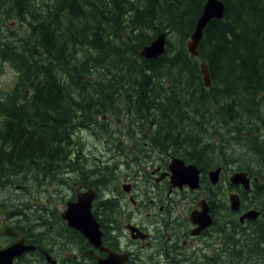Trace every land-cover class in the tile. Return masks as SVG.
Listing matches in <instances>:
<instances>
[{
    "label": "trees",
    "instance_id": "obj_1",
    "mask_svg": "<svg viewBox=\"0 0 264 264\" xmlns=\"http://www.w3.org/2000/svg\"><path fill=\"white\" fill-rule=\"evenodd\" d=\"M223 1L224 18L208 24L194 56L187 43L206 0H0V63L18 74L0 96V185L27 167L62 173L76 159V130L129 152L137 148L119 137L127 124L142 146L205 158L222 128L219 142L260 177L252 204L263 218L250 242L238 239L236 261L264 264V0ZM165 31V52L141 56ZM124 109L119 133L107 131Z\"/></svg>",
    "mask_w": 264,
    "mask_h": 264
},
{
    "label": "flooded vegetation",
    "instance_id": "obj_2",
    "mask_svg": "<svg viewBox=\"0 0 264 264\" xmlns=\"http://www.w3.org/2000/svg\"><path fill=\"white\" fill-rule=\"evenodd\" d=\"M90 131L82 130V137ZM75 133L79 139L78 130ZM131 134L124 141L128 148H137L133 151L103 147L96 159L71 161L62 173L47 175L43 168L27 167L6 175L5 188H0V229L7 224L20 233H0V251L18 241L34 246L14 258V264H48L46 253L58 264L109 259L112 264H237L238 239L240 245L250 242L244 240L254 235L258 224L240 219L247 210L258 208L252 204L253 180L248 191L243 185L233 186L230 177L236 167L214 183L210 161L199 158L198 185L175 183L173 159H182L186 166L198 158L173 149L156 152ZM8 177L17 185L11 186ZM232 193L240 195L239 211L231 207ZM87 194L94 195L91 213L101 231L98 242L64 216L70 204ZM193 214H205L204 227Z\"/></svg>",
    "mask_w": 264,
    "mask_h": 264
},
{
    "label": "water",
    "instance_id": "obj_3",
    "mask_svg": "<svg viewBox=\"0 0 264 264\" xmlns=\"http://www.w3.org/2000/svg\"><path fill=\"white\" fill-rule=\"evenodd\" d=\"M225 6L224 3L220 0H208L204 6L203 13L201 14L196 31L193 33L189 43L188 48L193 55H198V45L203 37V27L206 23L210 22L214 18H222L224 16ZM166 40L167 35L165 33H161L158 35L150 44L146 45L141 54L146 58L158 57L165 52L166 49ZM201 71L205 78L206 85L211 86V76L210 70L206 63H202ZM175 163H172V170L174 175L175 183H189L191 185H198L199 183V169L195 164L184 165V161L182 159H174ZM221 168H217L210 172V176L213 177L214 182H218L219 173ZM258 180V178H256ZM231 181L235 185L243 184L246 189L250 187L251 177L247 171H238L235 172L231 176ZM94 195L87 194L79 197V201L74 204H70L68 211L65 213V218L70 221L71 224L74 223L80 230L85 233L88 237H90L94 242H98L101 236V231L99 229V225L95 218L91 213V202ZM240 197L237 193H233L231 195V206L235 210H239L240 208ZM260 215V211L257 209H251L244 213L240 219L244 221L246 218L248 219H256ZM199 214H193V219L196 222L200 223V228L204 227L205 222L204 219L205 214L200 216ZM86 231V232H85ZM0 233L9 234V235H19V230L8 226L7 224H3L0 229ZM34 246L32 245H24L22 241H18L8 248L0 251V264H13V260L16 257L22 256L25 252L33 250ZM112 259L108 261L100 260L99 264H112ZM51 264H56L55 261H51Z\"/></svg>",
    "mask_w": 264,
    "mask_h": 264
},
{
    "label": "rangeland",
    "instance_id": "obj_4",
    "mask_svg": "<svg viewBox=\"0 0 264 264\" xmlns=\"http://www.w3.org/2000/svg\"><path fill=\"white\" fill-rule=\"evenodd\" d=\"M17 76H18V74H17L16 70L14 68H12L9 64H7V63L1 64L0 63V96L3 95L4 92L10 90L11 86L13 85L15 80L17 79ZM121 101L123 103L125 102L122 99H121ZM121 104L122 103H120V105ZM117 114H118V118H116V120L118 123L126 122L127 115L125 113V109H124V112L122 113V115H121V112H119ZM75 139H76V143H75L76 147H74V150L72 149L73 154H75V158H76L75 161H82L84 159V158L78 159L79 156L85 157L89 160L96 159L97 158L96 156H98V154L101 153L103 147L105 150L107 149V146H106L105 142L102 140V138H98L93 131L87 132L86 137H84L86 151L78 150V146H77L78 136L77 135H76ZM244 153H245V151L242 150L241 154H244ZM244 156H248V155H244ZM248 158H250V157H248ZM1 187L5 188V184L0 185V188Z\"/></svg>",
    "mask_w": 264,
    "mask_h": 264
},
{
    "label": "bare ground",
    "instance_id": "obj_5",
    "mask_svg": "<svg viewBox=\"0 0 264 264\" xmlns=\"http://www.w3.org/2000/svg\"><path fill=\"white\" fill-rule=\"evenodd\" d=\"M207 1V0H206ZM210 22H208V23H206L205 25H204V27H203V29H202V31H203V33H204V31H205V29H206V27L208 26V24H209ZM197 25H198V22H197ZM197 25H196V28H197ZM196 28H195V30H194V32L196 31ZM193 32V33H194ZM161 33H165L166 35H167V37H168V33L165 31V32H161ZM141 54V53H140ZM141 56H143L142 54H141ZM161 56V55H160ZM144 57V56H143ZM159 57V56H158ZM144 58H146V57H144ZM152 58H157V57H152ZM146 59H151V58H146ZM205 79V78H204ZM205 84H206V81H205ZM211 85H212V81H211ZM207 86V85H206ZM208 87V86H207ZM210 87V86H209ZM186 114V113H185ZM75 137H76V134H75ZM143 154V153H142ZM176 159H178V158H176ZM172 163H175L174 162V159H173V161H172ZM33 169V168H32ZM91 171V170H90ZM95 175V174H94ZM206 176V175H205ZM24 177V176H23ZM2 178V177H1ZM5 178V177H4ZM212 179H213V177H211ZM13 179V178H12ZM15 179V178H14ZM204 180H206V179H204ZM8 181H10V180H8ZM14 181V180H13ZM94 181V180H93ZM213 181V180H212ZM16 182V181H15ZM214 182V181H213ZM11 183V182H10ZM214 183H217V182H214ZM14 184V183H13ZM40 185V184H39ZM192 186H194V185H192ZM229 188H230V186H229ZM251 188V187H250ZM255 188V187H254ZM252 197H254L253 195H252ZM263 218V217H262ZM262 218H260V219H262ZM239 249V248H238ZM38 254V253H37ZM250 259V258H249ZM248 259V260H249ZM260 261V260H259ZM261 263H262V261H261Z\"/></svg>",
    "mask_w": 264,
    "mask_h": 264
}]
</instances>
